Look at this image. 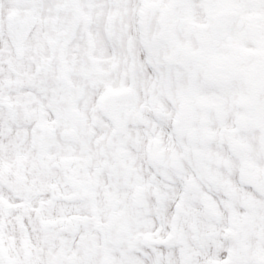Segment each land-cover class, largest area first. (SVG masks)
I'll return each instance as SVG.
<instances>
[{"label":"snow or ice","instance_id":"6c2138e0","mask_svg":"<svg viewBox=\"0 0 264 264\" xmlns=\"http://www.w3.org/2000/svg\"><path fill=\"white\" fill-rule=\"evenodd\" d=\"M0 264H264V0H0Z\"/></svg>","mask_w":264,"mask_h":264}]
</instances>
